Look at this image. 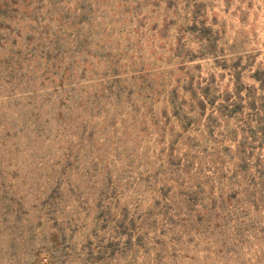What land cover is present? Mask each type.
<instances>
[{
  "label": "rangeland",
  "instance_id": "rangeland-1",
  "mask_svg": "<svg viewBox=\"0 0 264 264\" xmlns=\"http://www.w3.org/2000/svg\"><path fill=\"white\" fill-rule=\"evenodd\" d=\"M26 1L34 16L0 23V264H264V196L250 207L246 184L198 221L189 184L164 182L187 180L174 163L208 146V116L225 163L239 160L246 90L264 98L261 0ZM169 93L192 130L160 121ZM194 96L211 104L200 126ZM253 156L264 164V147Z\"/></svg>",
  "mask_w": 264,
  "mask_h": 264
},
{
  "label": "trees",
  "instance_id": "trees-1",
  "mask_svg": "<svg viewBox=\"0 0 264 264\" xmlns=\"http://www.w3.org/2000/svg\"><path fill=\"white\" fill-rule=\"evenodd\" d=\"M261 2L262 4H264V0H261ZM32 4L33 2L26 0H0V23L2 24L4 22L13 21L14 19L11 20L10 16L17 15L20 10H24L25 14H28V12H30L33 15L36 9L32 7ZM254 82L258 83L259 89L264 91L263 74L258 75V71H256ZM242 88L243 86L239 87V96L242 91ZM246 92H247L246 100L249 101L247 106L249 111L248 114H250V117L248 118H251V120L242 119L243 121L242 125L246 126V128L242 129L245 131H241L242 137L240 141L236 144L237 146L236 150L239 153V160H235V161L233 160L228 164L225 163V156H224L225 150L220 148L221 144H216L215 146L212 139V136H214L213 135L214 125L213 122H211L210 116L206 118L204 125L205 129H208L207 131L208 133L205 139L208 146L203 147L204 141H202L203 143L200 142V144L198 143L197 145H195L194 151H190V149L187 147L182 153H180L178 151H174L175 141L169 143L168 145L166 155L170 157L171 163H174V159L172 158L173 153L174 154L176 152H178V154L180 153V159L174 164L176 165L177 170L179 167L182 168L181 172L184 174V177H186L187 180L178 181L177 179V181H175L169 179V177H166L164 178V182H170L171 186L176 187V189H179V191L180 189L181 190L185 189L187 184H189V187L193 191V194L186 196L187 198L186 204L190 211L195 210L194 213L197 215L196 220L198 221H200L203 216H208L206 222H211L215 217L212 216V212H219V210L223 211L224 203L227 207H231L233 210L235 205L233 204L232 199L233 197H236L237 195L241 194L239 189L244 187L246 184H247L246 188L248 189L251 188L249 189L250 199L252 198V201L250 202L252 205H250V207L252 208L254 207V209L257 210L259 203L262 202V197L264 196V164L262 163L263 162L262 159L259 158V156H253V153L255 149L258 148L259 150L262 147H264V98L261 99V105L258 108H256L254 105L253 98L249 99L248 97L250 95V94L248 95V93H250L251 90L247 89ZM168 97H169L168 98L169 105L172 111V116L165 117L164 115L167 114V112H165L166 109H164L163 111V109L161 108L160 117L162 118V120L160 121L163 122L164 120V124H169V123L171 124L172 122V125L175 126L176 128H181L184 126L185 131H187V129L188 131L189 129L192 130L190 126L194 127L196 123L184 121L185 112L182 109V105L177 104V98H175V95L173 93H169ZM183 101L185 102V100ZM239 101L241 100L239 99ZM187 102H190L191 105L188 113H193V114L197 113L198 125L200 126L202 115L204 113L203 111L204 106L208 104V106L211 107V104H209L206 98L199 99L195 96L189 97ZM216 110L217 109H215V111ZM217 111H219V109ZM160 113L158 112V114ZM156 114L157 113H152L153 116H156ZM151 120H153L152 121L153 125H156L157 119H151ZM252 122H254V124H252L254 130H250L247 128L248 125ZM225 140H226L225 137H223L219 143L221 142L223 143ZM231 143L232 142L228 143V145L226 146V150L227 148L230 149L232 145ZM257 143H258L257 147H252ZM165 150L166 149L163 148L159 152V155L161 152L164 153ZM193 164L197 165L196 168L195 166H193L194 168H192ZM193 169L195 170L192 171ZM164 172H168V171L164 169ZM174 173L176 172L170 169V174L172 176L174 175ZM210 178H212L215 181L221 182V184H219L218 182L217 183L220 187H222V189L219 190L222 193L218 191H214L212 188L207 189L209 188L208 180ZM190 181H193L191 185H190ZM232 183L233 185H231ZM230 192H232V196H228ZM157 194L161 198L160 203L163 202L162 204L165 205L164 203L167 202L166 201L167 198L165 197L167 192L163 191V189L161 188L160 190L157 191ZM217 201H219V204L221 206L220 205L218 207L216 206ZM248 204L249 203H246L245 205ZM209 207H211V210ZM241 209H243V207H241ZM165 211L167 215L171 213V209L166 208ZM217 217L218 216H216V218ZM198 224L199 222H197V225ZM131 230L133 229L131 228ZM131 234L137 235L136 232L134 233L133 231ZM56 238H58L57 235L54 236V238L51 240L53 244L57 242ZM50 259H53V255L51 253L50 255H48L45 264L46 263L48 264L50 262Z\"/></svg>",
  "mask_w": 264,
  "mask_h": 264
}]
</instances>
